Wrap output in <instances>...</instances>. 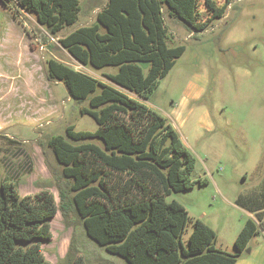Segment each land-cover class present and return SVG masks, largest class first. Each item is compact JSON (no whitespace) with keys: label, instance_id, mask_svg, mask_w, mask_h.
Here are the masks:
<instances>
[{"label":"trees","instance_id":"trees-1","mask_svg":"<svg viewBox=\"0 0 264 264\" xmlns=\"http://www.w3.org/2000/svg\"><path fill=\"white\" fill-rule=\"evenodd\" d=\"M1 1L33 13L51 36L74 25L81 9L79 0ZM228 4L229 0H203L208 13L204 19L199 0H107L93 23L74 28L58 42L83 66L117 70L99 79L55 58L46 61L48 79L62 82L77 103L87 102L80 114L98 125L94 131L68 125L65 135L48 139L73 192L68 198L59 191L60 207L74 205L86 234L128 264H235L251 238L264 231L263 180L259 190L236 198L235 203L256 219H245L233 242L234 253L218 249L216 232L198 218L183 240L188 213L166 197L193 185L195 160L166 117L140 101L148 98L185 49L183 44L169 45L163 7L189 29L203 31L223 17ZM91 138L101 143L83 142ZM57 211L49 189L21 195L17 184L4 178L0 264H52L40 241L51 239L49 220ZM71 264L85 263L78 257Z\"/></svg>","mask_w":264,"mask_h":264},{"label":"rangeland","instance_id":"rangeland-1","mask_svg":"<svg viewBox=\"0 0 264 264\" xmlns=\"http://www.w3.org/2000/svg\"><path fill=\"white\" fill-rule=\"evenodd\" d=\"M106 2L79 0L77 22L51 36L33 13L0 0V183L13 180L21 195L53 193L58 211L49 220L52 237L40 241L52 264H71L78 257L85 264H128L86 234L74 205L60 207L59 191L68 198L73 192L47 144L52 135H65L68 125L98 128L91 116L80 114L87 102L77 103L62 82L48 79L46 61L55 58L99 79L115 72V66L96 70L79 64L58 42L93 23ZM199 4L205 19L203 0ZM163 16L169 45L185 49L140 101L166 117L195 160L193 185L166 199H175L188 213L184 241L198 218L216 232L218 249L234 253V239L248 216L236 198L259 190L264 180V0H229L223 17L203 31L170 17L165 6ZM83 142L101 143L96 138ZM254 243L249 241L240 257H250L246 250Z\"/></svg>","mask_w":264,"mask_h":264},{"label":"crops","instance_id":"crops-1","mask_svg":"<svg viewBox=\"0 0 264 264\" xmlns=\"http://www.w3.org/2000/svg\"><path fill=\"white\" fill-rule=\"evenodd\" d=\"M250 192H252V191H248L246 193H250ZM245 211L248 215L247 217H251L253 219H256L254 213L249 212L246 209H245ZM261 215H262V220L264 221V210L261 212ZM243 223H242V225H243ZM252 239H254L255 243H254V245L250 246V252L248 254V255H250V257H248V258L239 257L235 264H264V231L263 230L258 231L251 238V240Z\"/></svg>","mask_w":264,"mask_h":264},{"label":"water","instance_id":"water-1","mask_svg":"<svg viewBox=\"0 0 264 264\" xmlns=\"http://www.w3.org/2000/svg\"><path fill=\"white\" fill-rule=\"evenodd\" d=\"M246 251H247V252H249V251H250V249H247Z\"/></svg>","mask_w":264,"mask_h":264}]
</instances>
